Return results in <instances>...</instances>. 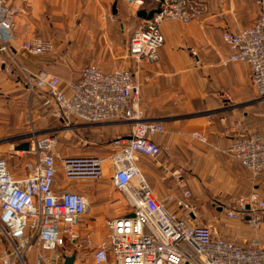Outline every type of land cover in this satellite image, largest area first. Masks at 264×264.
Wrapping results in <instances>:
<instances>
[{"label": "built area", "instance_id": "built-area-1", "mask_svg": "<svg viewBox=\"0 0 264 264\" xmlns=\"http://www.w3.org/2000/svg\"><path fill=\"white\" fill-rule=\"evenodd\" d=\"M123 1L134 9L133 16L145 3ZM154 1L159 11L137 24L127 47L135 62L148 65L159 58L163 44L160 26L166 19L190 22L205 10L197 0ZM255 1L258 10L253 25L237 33L223 30L222 41L229 49L226 61L248 65L250 84L264 101V0ZM19 13L21 8L14 0H0V70L9 73ZM39 44L25 41L22 48L41 53ZM18 67L26 90L46 96L64 128L119 122L127 123L130 132L112 137L107 156L98 152L61 156L55 132L32 131L29 141L34 157L21 177L13 175L7 160L0 158V264H63L71 253L72 264H80L83 254L90 256L92 264H264V241L243 245L219 236L210 225L189 223L196 210L188 202V190L183 192L185 201L178 202L183 215L168 211L164 201L153 196L138 167V157L161 154L154 136L164 128L160 122L146 119L140 84L129 68L103 71L93 63L84 66L76 80L64 81L50 72L32 74ZM191 136L205 142L201 133ZM224 152L253 177L264 169V136L259 133H243ZM106 161L111 165V183L123 195L128 211L107 219V233L95 243L83 223L87 199L69 189L57 192L54 184L58 173L68 182L101 180ZM212 206L223 210L227 219L239 218L252 225L264 220V198L255 191L230 196L224 202L215 200Z\"/></svg>", "mask_w": 264, "mask_h": 264}, {"label": "crops", "instance_id": "crops-1", "mask_svg": "<svg viewBox=\"0 0 264 264\" xmlns=\"http://www.w3.org/2000/svg\"><path fill=\"white\" fill-rule=\"evenodd\" d=\"M197 1L205 10L195 20L166 19L161 24L163 44L159 58L148 65L135 62L127 47L130 33L144 20L137 16L138 10L155 9L154 0H145L136 16H133L134 9L123 0H14L21 8L15 20L16 40L11 44L14 53L10 74L14 72V75L8 77L5 72L0 73V90L23 88L32 96L28 102L30 111L34 114L51 111L59 123V126H45L35 132L53 133L63 129L64 122L55 116L54 106L46 96L26 90L24 75L18 66L32 74L50 72L64 81L76 80L88 64L96 63L103 71L129 68L140 84L146 119L160 122L164 128V132L154 136L161 154L155 158L138 157V167L153 196L164 201L168 211L183 215L178 202L185 201L183 192L188 190L191 196L188 202L196 210V217L188 219L189 223L210 225L219 236L243 245L264 241V220L252 225L239 218L227 219L223 210L212 206L215 200L224 202L230 196L251 191L264 198V169L253 177L245 166L224 152L243 133L264 136V101L258 99L250 84L249 67L243 62L226 61L229 49L222 41L223 30L237 33L252 26L258 5L255 0ZM63 26H69L67 32L60 30ZM122 38L126 41L122 55L127 58L122 66L110 58L102 59L113 54L112 42L117 44ZM25 41L43 44L45 48L41 53L32 54L22 48ZM68 41L71 45L64 46ZM33 57H39V62L20 63ZM104 124L116 125V134L129 135L127 123ZM193 132L201 133L205 142L191 136ZM87 141L90 140L80 138L83 148L97 146L93 142L88 145ZM24 142L29 143L27 150L15 149ZM109 144L105 150L109 149ZM13 148L19 152L11 153L17 158L30 156L24 165L26 171L27 163L34 157L29 133L22 135ZM54 185L57 192L69 189L82 194L81 185L76 183L61 181ZM124 205L126 209L116 216L127 213L125 200ZM209 210L215 212V217ZM83 223L94 238V230L85 220Z\"/></svg>", "mask_w": 264, "mask_h": 264}, {"label": "rangeland", "instance_id": "rangeland-1", "mask_svg": "<svg viewBox=\"0 0 264 264\" xmlns=\"http://www.w3.org/2000/svg\"><path fill=\"white\" fill-rule=\"evenodd\" d=\"M64 29L67 32L69 26H63L60 30ZM62 34V32H61ZM129 36V33L127 37ZM125 39L118 40L117 44L112 42L113 54L102 57L107 60L110 58L113 62L122 66L123 61L127 60L122 54L125 52ZM40 48L44 50L45 45L39 44ZM71 42L64 43V46L69 47ZM39 57H33L28 61L23 59V64L38 63ZM8 77H13L12 74L6 71ZM32 97V96H31ZM27 95L23 88L0 90V158L7 160L9 171L15 176H21L26 173L24 169L25 162L28 161L30 156L28 154L23 155L22 158H17L13 153L14 145L18 143L20 137L24 134L37 131V129L44 128L45 126L55 125L59 126V123L54 119L51 111L37 112L34 114L28 108V102L31 99ZM62 126V125H61ZM117 126H107L106 124H97L80 130L76 128H63L57 130L55 133L60 140L57 149L61 156L65 155H79L80 153L95 154L96 152L107 156L109 149L105 150V146L112 140V137L116 136ZM130 128V126H129ZM63 130V131H61ZM61 131V132H59ZM87 132L90 135L89 139L95 147L89 146V148H83L80 143V138ZM104 178L101 180H92L87 178H81L79 180L69 181V183H76L81 185V192L88 201V206L85 215V222L94 230V242L102 239L106 234V228L104 227L105 220L112 216L122 213L123 209H126L124 205L123 195L114 188L110 181L112 170L109 162H105L102 165ZM66 182L63 179L61 173L56 176V182ZM68 182V181H67ZM212 211L213 217L215 212ZM216 228L215 223L213 224ZM80 264H92V260L88 254H83Z\"/></svg>", "mask_w": 264, "mask_h": 264}, {"label": "water", "instance_id": "water-1", "mask_svg": "<svg viewBox=\"0 0 264 264\" xmlns=\"http://www.w3.org/2000/svg\"><path fill=\"white\" fill-rule=\"evenodd\" d=\"M159 10L157 8L155 9H152L151 11L149 12H146L144 9H140L138 10L137 12V16L140 17V18H144V19H150L151 16L158 12ZM29 147V143L28 142H24V143H21L20 145L16 146L15 149L17 150H27ZM64 263L63 264H72L75 260L74 258V253H71L70 255L64 257Z\"/></svg>", "mask_w": 264, "mask_h": 264}, {"label": "trees", "instance_id": "trees-1", "mask_svg": "<svg viewBox=\"0 0 264 264\" xmlns=\"http://www.w3.org/2000/svg\"><path fill=\"white\" fill-rule=\"evenodd\" d=\"M11 74L14 75V72H12ZM82 130H85V129H82ZM82 137H85L86 139H91L90 135H88L87 132L84 133V135Z\"/></svg>", "mask_w": 264, "mask_h": 264}]
</instances>
